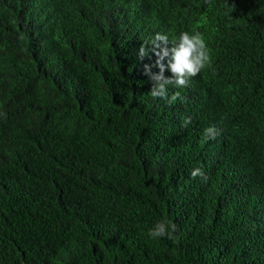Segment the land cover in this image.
<instances>
[{"label":"trees","instance_id":"16d2710c","mask_svg":"<svg viewBox=\"0 0 264 264\" xmlns=\"http://www.w3.org/2000/svg\"><path fill=\"white\" fill-rule=\"evenodd\" d=\"M184 31L211 64L153 98ZM0 264H264V0H0Z\"/></svg>","mask_w":264,"mask_h":264},{"label":"clouds","instance_id":"9594fccd","mask_svg":"<svg viewBox=\"0 0 264 264\" xmlns=\"http://www.w3.org/2000/svg\"><path fill=\"white\" fill-rule=\"evenodd\" d=\"M153 46L151 51L157 57L155 66L159 68L158 73L151 71L152 65H145V73L152 80V88L150 94L153 98L168 99V86L174 85L178 88L187 87L190 79L201 72V70L210 66L211 58L207 49L206 41L203 35L198 32L184 31L180 33L178 42L169 47V39L167 35L157 33L151 41ZM149 49L144 45L139 48L138 56L142 60L148 56ZM166 60V63H165ZM168 69L172 73L170 77L165 76V70ZM180 97L179 92H175L169 102H175ZM191 122L188 117L184 120L183 126ZM206 138L214 139L219 135L214 127H208L204 130ZM193 178L203 176L202 168L194 169L191 174ZM171 229V231L169 230ZM175 224H169L167 221L157 222L149 235L153 238L167 237L173 239Z\"/></svg>","mask_w":264,"mask_h":264},{"label":"rangeland","instance_id":"374dc122","mask_svg":"<svg viewBox=\"0 0 264 264\" xmlns=\"http://www.w3.org/2000/svg\"><path fill=\"white\" fill-rule=\"evenodd\" d=\"M110 30H111L110 28H107V31H106V33L108 34V33L110 32Z\"/></svg>","mask_w":264,"mask_h":264}]
</instances>
